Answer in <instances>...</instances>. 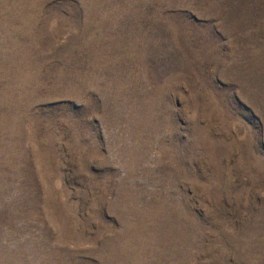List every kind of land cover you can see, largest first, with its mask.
Instances as JSON below:
<instances>
[{"label": "rangeland", "instance_id": "obj_1", "mask_svg": "<svg viewBox=\"0 0 264 264\" xmlns=\"http://www.w3.org/2000/svg\"><path fill=\"white\" fill-rule=\"evenodd\" d=\"M0 264H264V0H0Z\"/></svg>", "mask_w": 264, "mask_h": 264}]
</instances>
